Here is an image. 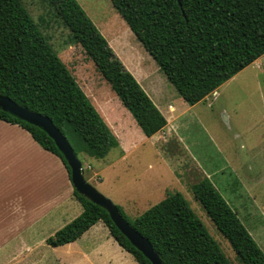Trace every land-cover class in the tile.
I'll use <instances>...</instances> for the list:
<instances>
[{
	"label": "trees",
	"instance_id": "16d2710c",
	"mask_svg": "<svg viewBox=\"0 0 264 264\" xmlns=\"http://www.w3.org/2000/svg\"><path fill=\"white\" fill-rule=\"evenodd\" d=\"M96 70L146 136L166 119L123 65L76 0H47ZM158 69L189 105L264 54V0H109ZM0 94L48 116L77 157L102 158L119 145L116 135L54 51L21 0H0ZM0 119L27 130L70 168L54 140L39 126L0 108ZM192 193L240 264H264V252L208 178ZM82 211L46 238L50 246L74 241L101 220L138 264H152L117 228L109 213L73 188ZM123 219L151 243L163 264H230L179 191Z\"/></svg>",
	"mask_w": 264,
	"mask_h": 264
},
{
	"label": "rangeland",
	"instance_id": "374dc122",
	"mask_svg": "<svg viewBox=\"0 0 264 264\" xmlns=\"http://www.w3.org/2000/svg\"><path fill=\"white\" fill-rule=\"evenodd\" d=\"M76 1L106 39L107 35L112 37L118 32L120 39L126 37L128 34L119 27H127L130 32L129 41L132 40L135 47L140 48L143 63L138 65L132 62L127 53L122 57L127 60L134 76L154 102L160 105L164 99H171L178 115L168 124L172 134L168 132L169 127H166L151 138L144 135L134 124L129 111L96 70L91 59L80 45L72 42L68 28L48 1L21 0L121 144L111 148L102 158L80 154L78 158L85 179L119 205L131 218L160 201L166 193L181 192L190 208L218 243L229 263L240 264L229 242L195 200L191 186L203 178H208L226 202L232 203L231 191L229 192L227 185L235 175L228 167L229 154L240 152L235 149L237 141L232 140L229 127L239 125L242 130L245 129L247 132H243L242 137L257 136L263 128L258 125L248 129L244 124L245 118L261 114L264 107V54L223 82L217 88V93L211 92L204 100L189 105L176 93L109 0ZM162 108L164 109L163 106ZM122 148L125 150V156H121ZM254 161L253 173L259 168V164ZM256 186V198L253 201L264 211V182ZM243 219L250 229L251 236L264 252V213L251 217L242 216L241 221ZM258 225L257 230H252ZM59 227L60 223L46 222L43 231L34 232L36 237L29 241V247H1L0 264L114 263L115 258H108L109 250L106 247L98 242L84 243L86 237L59 247H51L46 238ZM96 238H103V235L99 234ZM86 245L88 249L84 248ZM133 262L131 258L125 264Z\"/></svg>",
	"mask_w": 264,
	"mask_h": 264
},
{
	"label": "crops",
	"instance_id": "0c3cea01",
	"mask_svg": "<svg viewBox=\"0 0 264 264\" xmlns=\"http://www.w3.org/2000/svg\"><path fill=\"white\" fill-rule=\"evenodd\" d=\"M119 28L128 35L121 39L119 38L120 32L113 35L116 38L107 35V41L123 65L133 74L127 60L122 55L124 53L129 54L132 62L141 65L143 63L140 58L142 53H140V48L135 47L132 40L129 41L130 32L127 27L120 25ZM260 57L254 61H257ZM215 93H217V89L213 91V94ZM171 101V99H164L160 105L154 102L165 117L166 125L164 128L169 127L168 132L170 134L173 132L168 124L178 116ZM252 104L254 103L252 102ZM133 121L136 124L134 119ZM245 121L246 124L244 125L248 129L258 125L263 128L259 130L257 136L251 135L249 137L250 135H248V138L241 136L243 132L246 134L247 131L242 130L239 125H236L238 127L235 125L229 127L232 132V140L237 141L235 149L240 152L237 154L230 152L229 154L228 167L235 175V178H230L227 185L229 192L231 191L230 198L232 200L229 205L240 220L242 216L251 217L252 215L257 216L264 213L253 201L256 198L254 197L257 191L256 184L264 182V107L261 114L249 115L245 118ZM136 126L138 127L137 124ZM153 135L149 137L151 138ZM249 139H251L250 142ZM121 156H125L123 148ZM254 160L259 164V168L256 169L255 173L252 172ZM80 207L82 211L81 204L73 196V186L61 159L40 146L31 134L21 126L0 119V248L29 247V241L36 237L34 232L43 231L46 222L47 224L60 223L63 226L81 212ZM242 221L251 233L244 219ZM258 228L259 225L252 230ZM99 234H102L103 238H96ZM82 237L87 238L84 243L98 242L106 247L109 250L107 253L108 258H115L112 264H125L131 258L134 260L133 264H138L133 256L115 241L101 220L96 221L77 239ZM42 238L44 237L42 236ZM84 248L88 249V246L86 245Z\"/></svg>",
	"mask_w": 264,
	"mask_h": 264
},
{
	"label": "water",
	"instance_id": "95a60500",
	"mask_svg": "<svg viewBox=\"0 0 264 264\" xmlns=\"http://www.w3.org/2000/svg\"><path fill=\"white\" fill-rule=\"evenodd\" d=\"M0 108L16 115L20 119L42 128L54 140L56 146L63 154L70 168V181L73 188H75L80 194L89 198L92 202L105 208L117 228L144 254L146 258L150 260L152 264H163L157 253L153 250L148 239L133 229L123 219L118 212L115 203L86 181L79 158L74 153L66 137L55 127L48 116L31 111L24 106H19L8 96L1 94Z\"/></svg>",
	"mask_w": 264,
	"mask_h": 264
}]
</instances>
